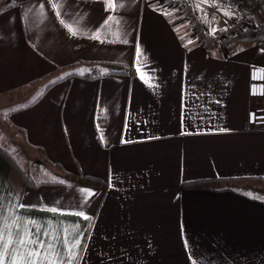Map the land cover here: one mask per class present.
I'll return each mask as SVG.
<instances>
[{"label":"crops","instance_id":"obj_1","mask_svg":"<svg viewBox=\"0 0 264 264\" xmlns=\"http://www.w3.org/2000/svg\"><path fill=\"white\" fill-rule=\"evenodd\" d=\"M195 1L210 33L241 16L215 0ZM108 64L129 72L84 78ZM254 69L264 71V47L205 46L188 14L161 0H27L5 8L0 108L17 105L10 131L63 178L26 185L0 154L4 242L11 234L9 249L23 253L15 242L28 239L26 230L36 238L39 225L38 238L54 246L80 241L71 264H264V200L244 184L188 186L264 181V82L252 95ZM66 173L105 186L66 182ZM54 253L55 264H69L60 248Z\"/></svg>","mask_w":264,"mask_h":264},{"label":"trees","instance_id":"obj_2","mask_svg":"<svg viewBox=\"0 0 264 264\" xmlns=\"http://www.w3.org/2000/svg\"><path fill=\"white\" fill-rule=\"evenodd\" d=\"M27 0H11L6 2L4 7L0 8V12L5 8L25 2ZM232 3L240 5L243 8V15L253 21V26L246 31L240 32L237 35L230 36L225 39L220 45L228 50H232L238 43H249L257 46L264 47V0H230ZM207 45V46H212ZM107 68V72L101 74H87L84 75L86 79L100 78L108 74L123 73L126 74L129 71L119 65L108 64L104 65ZM0 154L6 159L9 163L14 174L18 175L21 180L26 183V185L38 186L39 184L34 183L28 177V174L24 172L22 167L17 163L13 155L5 147L0 145ZM64 180L73 184H83L91 186H100L103 184L101 180L83 174L76 173H66ZM247 180L239 179H209L203 181H197L192 184H189V187L196 189H208L214 191H226L233 190L235 191L236 184H245ZM246 186V185H244ZM244 189V188H243Z\"/></svg>","mask_w":264,"mask_h":264},{"label":"rangeland","instance_id":"obj_3","mask_svg":"<svg viewBox=\"0 0 264 264\" xmlns=\"http://www.w3.org/2000/svg\"><path fill=\"white\" fill-rule=\"evenodd\" d=\"M228 6L237 8L239 10L241 14L239 18L244 16L243 8L240 5H237L230 1ZM252 26L253 21L251 20L243 31L252 28ZM216 44L221 43H215V45ZM30 99L31 97H28L24 102H20L19 106L20 104H26V102H28ZM7 101L8 100H6V102ZM16 107L17 105L13 104L8 107L0 108V145L10 151L20 167H22L24 172L28 174V177L31 181L39 182L43 180H62L63 177L58 176L54 173L52 165L47 163L44 159L39 158V156H35L33 151L30 150L26 145H24L23 142L16 138V136L12 134V131H10V126L8 125L7 118L9 117V112ZM15 176L17 178H20L16 174ZM244 185H246L242 186L244 189L250 190L251 194L255 195L257 198L264 200V181H254L249 182L248 184L246 182Z\"/></svg>","mask_w":264,"mask_h":264},{"label":"snow or ice","instance_id":"obj_4","mask_svg":"<svg viewBox=\"0 0 264 264\" xmlns=\"http://www.w3.org/2000/svg\"><path fill=\"white\" fill-rule=\"evenodd\" d=\"M43 7V5H42ZM63 23V21H61ZM68 30L71 32L72 35H76V31L72 29L70 25H65ZM94 39H99V33H96L93 37ZM191 43V41H189ZM140 49L137 47V57L140 56ZM139 72L140 69L137 68ZM143 78V76H142ZM89 195H92L89 193ZM51 211H56L52 209ZM77 215L84 216L83 213H77ZM84 219H88L87 216H84ZM33 225H36V222H31ZM78 228V226H77ZM77 229H73L76 231ZM67 231V230H66ZM41 229L39 225H36V234L33 238V234L31 232L25 231V237L28 239H19L15 243L18 244L20 247L25 248V252L21 253L13 247V249H9L8 245L13 244L12 236L9 234L8 241L5 243L3 239V234L0 232V264H5V253L8 251H12L11 257L8 259L7 264H55L56 260L60 259L59 256H56L54 253V247L61 249V255L66 256L68 259L69 264H71V260L75 258L76 253L72 251L75 247L80 245V241L77 239L75 240L74 244L68 245V241L65 240L63 246L55 245L51 242H47L46 239H39ZM48 233H44V237L47 238ZM31 246V247H28ZM66 249V251H65ZM43 252V257H41V253ZM52 254L53 258L49 259V255Z\"/></svg>","mask_w":264,"mask_h":264},{"label":"built area","instance_id":"obj_5","mask_svg":"<svg viewBox=\"0 0 264 264\" xmlns=\"http://www.w3.org/2000/svg\"><path fill=\"white\" fill-rule=\"evenodd\" d=\"M219 3L228 5L230 0H215ZM162 3L167 4L171 7L180 9L188 14V19L194 24L196 34L199 36L201 44L207 46L215 43H222L225 39L230 36L237 35L245 29L247 24L251 21L246 16H243L230 24H228L223 30L217 33H210L206 27L200 22L198 13L194 10L195 0H161ZM213 11L211 10V13ZM251 94L261 95L263 90L264 82V71L254 69L251 71Z\"/></svg>","mask_w":264,"mask_h":264}]
</instances>
